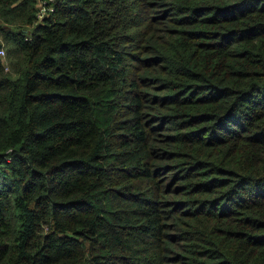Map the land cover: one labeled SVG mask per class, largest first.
I'll return each mask as SVG.
<instances>
[{"label":"trees","instance_id":"16d2710c","mask_svg":"<svg viewBox=\"0 0 264 264\" xmlns=\"http://www.w3.org/2000/svg\"><path fill=\"white\" fill-rule=\"evenodd\" d=\"M35 4L0 0V264H264V0Z\"/></svg>","mask_w":264,"mask_h":264},{"label":"built area","instance_id":"2783aa9c","mask_svg":"<svg viewBox=\"0 0 264 264\" xmlns=\"http://www.w3.org/2000/svg\"><path fill=\"white\" fill-rule=\"evenodd\" d=\"M53 0H36V18L42 21L53 11ZM4 55V49L0 48V56Z\"/></svg>","mask_w":264,"mask_h":264},{"label":"rangeland","instance_id":"374dc122","mask_svg":"<svg viewBox=\"0 0 264 264\" xmlns=\"http://www.w3.org/2000/svg\"><path fill=\"white\" fill-rule=\"evenodd\" d=\"M33 29H34V26L28 28L27 31H28V32H31ZM3 49H4V51H5V48H3ZM5 53H6V52H5Z\"/></svg>","mask_w":264,"mask_h":264}]
</instances>
